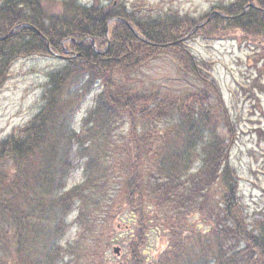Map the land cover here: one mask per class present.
<instances>
[{"label":"trees","instance_id":"trees-1","mask_svg":"<svg viewBox=\"0 0 264 264\" xmlns=\"http://www.w3.org/2000/svg\"><path fill=\"white\" fill-rule=\"evenodd\" d=\"M245 1L220 7L232 17L214 15L192 33L207 15L123 1L0 2V89L17 60L63 56L39 110L0 139V264H264V209L243 206L229 163L232 115L210 62L186 47L196 37L257 47L249 95L259 107L264 14L236 8ZM166 52L204 87L171 95L128 86ZM255 131L264 140L263 128ZM78 168L83 179L70 184Z\"/></svg>","mask_w":264,"mask_h":264},{"label":"rangeland","instance_id":"rangeland-1","mask_svg":"<svg viewBox=\"0 0 264 264\" xmlns=\"http://www.w3.org/2000/svg\"><path fill=\"white\" fill-rule=\"evenodd\" d=\"M2 0H0L1 2ZM113 0H80L91 5L94 2L108 4ZM128 5L135 4L152 12L166 11L180 17L199 19L216 4H226L229 0H117ZM116 1V2H117ZM186 47L192 54L211 64L209 70L217 83L225 105L232 115L235 142L230 152L229 163L238 176V196L250 214H258L264 209V140L258 137L255 129L264 130V92L258 91L259 107L249 95L251 80L257 75L255 66L257 47L235 40L219 39L207 41L199 37L187 41ZM63 63L53 55L32 56L17 60L11 69L10 78L0 89V139L14 128L25 124L41 107L42 93L47 74ZM128 86L137 93L145 94L156 90L171 95H188L201 90L204 85L197 80L173 52L161 54L131 74ZM264 83V74L261 76ZM257 92V91H256ZM95 90L80 103L75 116V126L93 105ZM215 96H210L214 104ZM82 171L76 169L70 184L82 181ZM70 221L73 215L69 217ZM75 231L71 229V235Z\"/></svg>","mask_w":264,"mask_h":264},{"label":"flooded vegetation","instance_id":"flooded-vegetation-1","mask_svg":"<svg viewBox=\"0 0 264 264\" xmlns=\"http://www.w3.org/2000/svg\"><path fill=\"white\" fill-rule=\"evenodd\" d=\"M236 8L241 10H248L251 8L256 10L257 12H261L264 14V0H247L243 5H236ZM215 11H218V9H214L211 7L208 15H210L211 13H213L212 15L216 14Z\"/></svg>","mask_w":264,"mask_h":264},{"label":"water","instance_id":"water-1","mask_svg":"<svg viewBox=\"0 0 264 264\" xmlns=\"http://www.w3.org/2000/svg\"><path fill=\"white\" fill-rule=\"evenodd\" d=\"M130 26V25H129ZM131 27V26H130ZM132 28V27H131ZM168 45V44H167ZM93 47L95 48V44L93 43ZM113 251L115 252V253H119V248L118 247H115L114 249H113Z\"/></svg>","mask_w":264,"mask_h":264}]
</instances>
